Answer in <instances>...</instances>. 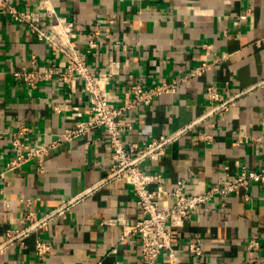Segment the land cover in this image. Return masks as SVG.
Here are the masks:
<instances>
[{
  "label": "crops",
  "instance_id": "obj_1",
  "mask_svg": "<svg viewBox=\"0 0 264 264\" xmlns=\"http://www.w3.org/2000/svg\"><path fill=\"white\" fill-rule=\"evenodd\" d=\"M19 9L53 8L73 24L79 50L97 76L108 79L120 106L135 83L154 85L188 74L203 62L212 67L188 79L176 95L156 98L125 119L122 132L140 148L164 136L162 154L141 167L162 176L173 190L199 192L235 175L240 166H264V0H10ZM97 47L90 53L88 37ZM41 67L64 68L61 55L29 28L0 16V264H144L140 240L128 228L104 221L122 214L129 225L142 214L133 189L111 176L114 160L103 130L57 143L75 126L74 107L88 110L80 80L68 89L54 80L30 90L16 75L33 58ZM215 85L228 106L210 114L206 89ZM63 111L57 113L55 106ZM86 118V115H84ZM30 127L27 148L51 147L41 163L31 160L7 170L15 158L12 134ZM159 184L151 186L154 190ZM29 200V202H28ZM174 198L164 196L160 207ZM30 214L41 218L28 226ZM25 232L6 242L7 232ZM257 237L259 248L247 244ZM51 246L45 259L36 241ZM197 242L201 258L189 252ZM179 264H264V183L251 182L199 210L172 229ZM163 252L157 264H169Z\"/></svg>",
  "mask_w": 264,
  "mask_h": 264
},
{
  "label": "built area",
  "instance_id": "obj_2",
  "mask_svg": "<svg viewBox=\"0 0 264 264\" xmlns=\"http://www.w3.org/2000/svg\"><path fill=\"white\" fill-rule=\"evenodd\" d=\"M1 15H8L14 22L27 26L38 41L45 42L58 51L65 64L63 69L55 65L41 67L38 59L34 57L28 69L16 74L23 79L30 90H36L42 84L54 80L61 81L70 90L73 89L76 80L82 82L88 96V110L82 112L79 107L73 108L76 116L75 126L65 130L57 143L86 136L94 130L100 129L106 133L114 160L110 175L124 180L131 186L142 217L135 224L129 225L120 214L116 218L104 221V224L121 225L138 236L144 264H157L159 257L165 251L169 253V264H179L178 257L172 248V229L182 228L185 221L190 220L199 210L209 208L214 202L225 206L227 197L239 188L248 187L251 182L264 183V166L259 170L240 166L235 175L227 176L220 184L208 189L186 193L184 190L186 182L181 180L173 190L166 191L160 184L162 176L143 170L141 164L146 159L161 155L162 145L167 144L171 139L164 136L151 138L144 147L140 148L133 143H128L122 135V132L132 129V124L125 119L132 111L150 107L158 97L176 95L182 83L201 76L212 65L203 62L185 76L154 85L135 83L130 87V95L120 106H116L115 95L108 89V79L97 76L91 71L86 55L78 48L73 32L74 26L66 18L59 16L53 8L45 4H41L38 10H22L10 0H0ZM88 39L87 52L90 53L97 47V43L93 36H89ZM206 94L210 103V114H222L228 110V106L222 104L221 94L215 85L208 86ZM55 111L61 113L63 108L57 105ZM30 134L31 129L26 125L20 126L12 134L11 147L15 158L6 164L7 170L18 168L31 160H37L40 164L42 157L49 152L51 147L48 146L28 149L27 142L30 140ZM156 183L159 185L152 190L151 186ZM164 196L174 198L173 204L167 208L160 207V199ZM40 219L30 214L28 226L38 223ZM24 233L9 230L6 242L19 240L23 245L21 238ZM260 245L259 239L254 237L247 244V248L252 250L259 248ZM50 251L51 246L48 243L42 240L36 241V255L39 260L45 259ZM189 252L198 259L203 254L202 247L197 242L189 244Z\"/></svg>",
  "mask_w": 264,
  "mask_h": 264
}]
</instances>
